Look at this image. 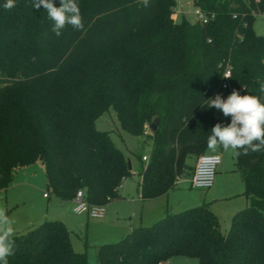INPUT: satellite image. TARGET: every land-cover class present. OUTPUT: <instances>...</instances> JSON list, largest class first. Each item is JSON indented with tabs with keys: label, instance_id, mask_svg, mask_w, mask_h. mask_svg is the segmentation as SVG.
Segmentation results:
<instances>
[{
	"label": "trees",
	"instance_id": "trees-1",
	"mask_svg": "<svg viewBox=\"0 0 264 264\" xmlns=\"http://www.w3.org/2000/svg\"><path fill=\"white\" fill-rule=\"evenodd\" d=\"M192 1L214 17L206 24L185 15L175 20V0H76L84 30L66 25L57 36L42 6L16 0L5 10L0 0V192L16 168L40 159L48 194L70 201L83 189L90 204L119 199L132 174L130 158L95 126L110 108L124 131L152 144L146 163L139 156L141 198L176 188L194 167L188 158L208 150L211 128L230 122L202 101L217 93L227 98L233 89L261 96L264 83V35L253 28L264 0ZM226 64L229 88L222 87ZM235 171L247 203L226 232L202 203L100 245L97 263L161 264L185 256L199 264H264V152L235 155ZM14 239L9 264H89L60 219L17 231Z\"/></svg>",
	"mask_w": 264,
	"mask_h": 264
},
{
	"label": "rangeland",
	"instance_id": "rangeland-1",
	"mask_svg": "<svg viewBox=\"0 0 264 264\" xmlns=\"http://www.w3.org/2000/svg\"><path fill=\"white\" fill-rule=\"evenodd\" d=\"M180 9L184 11L187 19L195 20L193 3L181 0ZM172 17L179 21L181 16L173 13ZM253 28L257 34L264 35V13L256 16ZM95 126L109 131L114 142L129 156L132 163V174L123 179L118 189L121 198L106 204L104 217L93 218L86 213L76 214L72 211L74 202H63L52 194L44 197L43 193L49 191L45 165L40 159L16 168L13 172L12 184L7 190L0 192V207L6 209L9 218L14 221L15 231L27 229L29 221L40 223L47 213L49 217H61L71 231L73 248L77 251H85L89 264H98L96 253L100 245L116 243L122 239L121 226H125L124 231L127 233L126 231L132 228L152 225L167 214V209H184L198 205V198L203 195L201 190L191 187L190 177L187 174L180 177L177 187L169 190L167 194L156 200L143 201L138 190V182L141 180L137 173L141 164L139 156H150L151 142L145 141L143 135H132L124 131L113 108L98 117ZM206 153H219L222 164H219L217 169L221 166L230 171L228 180L235 195L211 203V208L219 218L221 231L226 232L234 213L246 205V197L242 193L245 185L240 174L234 170L235 153L231 149L227 152L222 149H217L215 152L208 149ZM217 176L218 173L215 175L214 184ZM163 264L199 263L193 257L176 256Z\"/></svg>",
	"mask_w": 264,
	"mask_h": 264
},
{
	"label": "clouds",
	"instance_id": "clouds-1",
	"mask_svg": "<svg viewBox=\"0 0 264 264\" xmlns=\"http://www.w3.org/2000/svg\"><path fill=\"white\" fill-rule=\"evenodd\" d=\"M147 3V0H145ZM33 8L41 6L52 21V31L60 36L66 25L76 30H84L83 17L76 0H60V6L54 0H32ZM5 10L16 7V0H5ZM225 78H230L225 76ZM242 88L245 87L242 85ZM261 96L244 94L233 89L224 98L217 93L213 98L202 101V106L215 108L224 117H230L227 124L216 123L207 136V148L213 152L231 149L235 155H247L249 152H264V83L259 85ZM14 221L7 210L0 207V264H9L8 258L15 255Z\"/></svg>",
	"mask_w": 264,
	"mask_h": 264
},
{
	"label": "built area",
	"instance_id": "built-area-1",
	"mask_svg": "<svg viewBox=\"0 0 264 264\" xmlns=\"http://www.w3.org/2000/svg\"><path fill=\"white\" fill-rule=\"evenodd\" d=\"M176 5L174 7V14H184V11L180 9V1L181 0H175ZM188 2L193 3L192 0H188ZM195 5V4H194ZM194 14L196 15L194 22H199L201 24L208 23L213 17L214 14L208 13L203 11L200 7L195 5ZM237 15L234 14V17ZM225 76L231 77V66L229 64H226L224 66L223 71V88H229L230 87V78H225ZM150 156L143 155V160L147 161ZM222 158L220 154L217 153H202L197 157L196 163L193 167V170L190 174V184L192 188L195 189H202L207 190L211 188L214 184L215 175L217 173V167L221 163ZM45 196H48V193L46 192L44 194ZM108 201L110 200V197L107 198ZM74 206L73 211L77 214L81 213H88L91 217L94 218H101L105 215V207L106 204H90L85 199V194L83 189H79L76 193V195L73 198Z\"/></svg>",
	"mask_w": 264,
	"mask_h": 264
},
{
	"label": "crops",
	"instance_id": "crops-1",
	"mask_svg": "<svg viewBox=\"0 0 264 264\" xmlns=\"http://www.w3.org/2000/svg\"><path fill=\"white\" fill-rule=\"evenodd\" d=\"M182 15H184V14H182ZM182 15H180V16H182ZM217 154H219V153H217ZM196 160H197V157H195V156H191V157H189L188 158V163L189 164H191V165H195V163H196ZM222 164V162L220 163V165ZM234 165H235V163H234ZM193 170V169H192ZM192 170H190V173L188 174L189 175V177H190V174H191V172H192ZM234 170H235V168H234ZM229 170H227V169H225L224 167H219V169H217V173H218V176H217V180H216V182H215V184L212 186V188H209V189H207V190H202V189H198V190H201L202 191V193H203V195H201L199 198H198V201H199V203H198V205L199 204H202V203H207L208 205H209V207L211 208V203H213L215 200H217V199H224V198H229V197H233L235 194H234V191H233V189H232V187H231V185H230V181L228 180V179H230L229 177ZM239 173V172H238ZM243 181V180H242ZM177 187V186H176ZM174 189V188H173ZM195 189V188H194ZM138 190L140 191V189H139V186H138ZM169 192V191H168ZM167 192V193H168ZM46 192H44L43 193V195L45 194ZM166 193V194H167ZM243 193V192H242ZM163 195H165V194H163ZM163 195H161V196H159V197H157V198H154V199H148V200H156V199H158V198H160V197H162ZM44 197H49V194H48V196H45L44 195ZM56 197V196H55ZM57 199H59L58 197H56ZM121 198V197H120ZM119 198V199H120ZM142 199V198H141ZM59 200H61V199H59ZM143 201H148V200H144V199H142ZM61 201H63V202H68V203H73V200H70V201H64V200H61ZM246 203H247V200H246ZM196 206V205H195ZM191 206H189V207H185L184 209H187V208H190ZM193 207V206H192ZM183 208L181 209V208H171V209H167V211H166V213H172V212H177V211H181V210H184ZM212 209V208H211ZM213 210V209H212ZM72 211H73V208H72ZM74 212V211H73ZM75 213V212H74ZM214 213H215V211H214ZM77 214V213H76ZM87 214V216H90L88 213H86ZM216 214V213H215ZM47 216L41 221V222H43V221H45V220H51V219H60V220H62L63 221V219H61V217H49V213H47L46 214ZM217 215V214H216ZM91 217V216H90ZM104 217V216H103ZM218 217V216H217ZM94 218V217H93ZM102 218V217H101ZM30 222V224L27 226V229L28 228H30V227H32V226H34V225H37V223H33V221H29ZM40 222V223H41ZM64 222V221H63ZM65 223V222H64ZM39 224V223H38ZM65 225H66V223H65ZM67 226V225H66ZM122 227V234L123 235H121L122 236V238L127 234V233H129L130 231H132L134 228H132V229H129V231H126L127 233H125V231H124V229H126L125 228V226L123 227V226H121ZM68 228V227H67ZM69 229V228H68ZM23 230H26V229H22V230H17V231H23ZM70 230V229H69ZM128 230V229H127ZM17 231H15V232H17ZM71 232V231H70ZM166 262H168V261H166ZM164 262H162L161 264H163Z\"/></svg>",
	"mask_w": 264,
	"mask_h": 264
},
{
	"label": "water",
	"instance_id": "water-1",
	"mask_svg": "<svg viewBox=\"0 0 264 264\" xmlns=\"http://www.w3.org/2000/svg\"><path fill=\"white\" fill-rule=\"evenodd\" d=\"M231 7H232V8H238L239 5H238V4H232ZM158 120H159L158 118H155V119L150 123L149 127H150L151 130L155 131V130L157 129V127H158ZM129 166H130V167L132 166L131 161H129Z\"/></svg>",
	"mask_w": 264,
	"mask_h": 264
}]
</instances>
